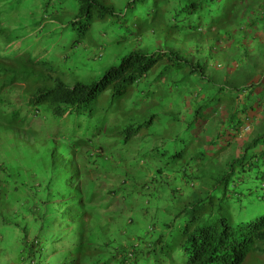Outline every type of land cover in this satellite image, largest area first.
I'll return each mask as SVG.
<instances>
[{
  "label": "trees",
  "instance_id": "obj_1",
  "mask_svg": "<svg viewBox=\"0 0 264 264\" xmlns=\"http://www.w3.org/2000/svg\"><path fill=\"white\" fill-rule=\"evenodd\" d=\"M74 1L63 26L71 47L95 22L108 31L139 15L163 47L67 84L79 47L52 66L10 45L59 2L0 0V264H264V212L236 224L225 216L264 189V0H126L117 10L113 0ZM162 117L170 132L197 133L190 159L211 151L217 162L231 141L245 145L222 170L215 161L178 170L200 189L210 179L208 190L168 207L161 197L146 225L145 172L135 168L156 160L162 144L146 132Z\"/></svg>",
  "mask_w": 264,
  "mask_h": 264
},
{
  "label": "rangeland",
  "instance_id": "obj_2",
  "mask_svg": "<svg viewBox=\"0 0 264 264\" xmlns=\"http://www.w3.org/2000/svg\"><path fill=\"white\" fill-rule=\"evenodd\" d=\"M57 1L59 4H56L54 7L56 14L52 20L50 18L48 20H42L37 27L22 29L24 35L19 32L20 37L18 36V40H13L10 45L13 49H19L21 52L31 49L34 57L39 61H46L52 66H56V64L52 63L55 62V60L57 64L59 63L62 54L63 57L69 56L72 50L79 47L75 52H72L73 55L70 56L71 59L74 60L75 67L72 62H66L73 71V75L67 78V84H72L74 81L84 84L96 82L107 69L118 65L121 59L130 52L141 51L145 54H150L154 50L163 47V43H161L155 35L157 31L155 27L144 25L140 28L141 24L144 22V17H142V15L138 17H129L128 21L123 23L120 28H112L108 31L100 28L102 25L95 22L83 42L71 47L73 45L74 35L68 30H63V26L73 18V14L76 10V2L74 0ZM125 1L126 0H113L112 2L113 5H115V10H117L116 7L120 3H124ZM34 5L33 11L36 14H40L42 10L40 6L42 5H40L38 1L34 2ZM50 9L53 10V7H50ZM99 31L101 32L99 33ZM147 33H154V36H144ZM66 68L64 67V72L68 75ZM172 97H174V95H172ZM221 113H223V110H221ZM162 120L163 121L160 123L156 121L152 130L146 132L147 134H152V136H150L151 139L158 140L160 144H162L158 154L155 155L156 160L153 157L151 159L152 155H144L142 156V160L138 161V165L135 168V170L138 169V175L145 172L143 178L138 181H140V183H147V187L141 190V196L139 198L143 209L140 222L146 225H151L152 222H155V217L163 212L164 203L160 200L161 197H163V199H168L166 203L168 207L172 204L173 197L177 199L176 202L178 203L180 200H185L188 193L192 192L194 194L199 192V190H208L207 188L210 184H208V182L210 179H205L200 189L197 183H194V185H191L189 182L186 183L185 180H183L182 173H176L178 170L180 171L182 168L187 167H196L197 164L203 165L204 168L211 169L216 162L210 155L212 154L211 151L204 153L200 158L190 159V157H194L197 152L195 150L197 147L196 138L191 141L190 136L196 135L197 133L188 131L181 134L177 128H174L170 132L167 130L168 127H166L168 123L167 118L162 117ZM175 134L178 135L175 136ZM179 138L180 140H178ZM241 145L244 146L245 141L242 143L238 140L231 141L230 147L216 157V163L221 170L223 169L222 167L225 161L236 152L235 149L237 146ZM185 148L187 150L186 153ZM258 150L259 148H256L255 151ZM176 151L181 152L182 157L178 158L175 155ZM246 153L249 155L251 151H246ZM130 156H132V154ZM136 156H138V154ZM113 157L114 155L111 158ZM110 162L116 167L119 160L117 156H115ZM158 168H161L162 174L157 173L156 170ZM221 170L214 171V175L211 177L217 175ZM133 173L135 174V172H131L127 174V176ZM172 191H175L173 196ZM258 192V196H255L256 200L251 197L252 200L246 198L243 201L244 204L239 206V210H233L231 212V209L227 206L228 212L225 213L226 218L230 221L232 218V224H236L247 219H254L264 212V189ZM165 193H167L168 198L163 196ZM116 201H120V198L118 197ZM188 202L189 201L182 202V204L184 205ZM15 252L16 251H14V253ZM14 253H7L5 259H10ZM0 260L2 263L4 262L1 256ZM7 261L8 260H6V262Z\"/></svg>",
  "mask_w": 264,
  "mask_h": 264
},
{
  "label": "built area",
  "instance_id": "obj_3",
  "mask_svg": "<svg viewBox=\"0 0 264 264\" xmlns=\"http://www.w3.org/2000/svg\"><path fill=\"white\" fill-rule=\"evenodd\" d=\"M246 130H248V128H247V127H245V131H246ZM242 133H244V132H242Z\"/></svg>",
  "mask_w": 264,
  "mask_h": 264
}]
</instances>
